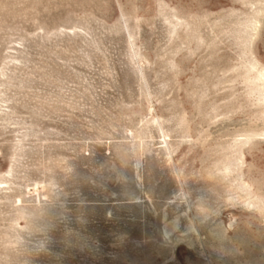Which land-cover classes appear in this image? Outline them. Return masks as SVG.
<instances>
[{
	"label": "rangeland",
	"instance_id": "rangeland-1",
	"mask_svg": "<svg viewBox=\"0 0 264 264\" xmlns=\"http://www.w3.org/2000/svg\"><path fill=\"white\" fill-rule=\"evenodd\" d=\"M0 264H264V0H0Z\"/></svg>",
	"mask_w": 264,
	"mask_h": 264
}]
</instances>
